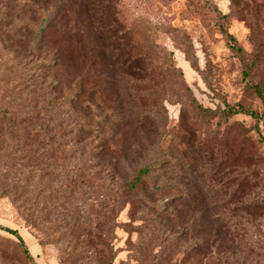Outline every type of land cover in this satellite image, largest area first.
I'll list each match as a JSON object with an SVG mask.
<instances>
[{
  "label": "rangeland",
  "instance_id": "rangeland-1",
  "mask_svg": "<svg viewBox=\"0 0 264 264\" xmlns=\"http://www.w3.org/2000/svg\"><path fill=\"white\" fill-rule=\"evenodd\" d=\"M6 13L0 0L1 109L9 38L26 35L11 33ZM113 17L148 57V79L136 86L141 115L167 127L174 161L126 196L119 181H102L95 162L83 160L73 177L52 159L51 184L40 181L33 195L34 222L0 196V264H264V102L253 88L264 96V0H114ZM72 29L58 24L46 37L65 50L70 70H85L91 52ZM193 100L212 111L240 104L262 117L219 112L203 123ZM4 229L19 234L32 261Z\"/></svg>",
  "mask_w": 264,
  "mask_h": 264
},
{
  "label": "trees",
  "instance_id": "trees-1",
  "mask_svg": "<svg viewBox=\"0 0 264 264\" xmlns=\"http://www.w3.org/2000/svg\"><path fill=\"white\" fill-rule=\"evenodd\" d=\"M5 2L11 33L26 35L9 38L10 88L0 108V196L32 211L39 182H51L52 159H60L73 177L79 176L83 160L95 162L93 167H100L104 174L102 181H119L126 196L157 168L174 161L166 146L172 139L167 127L160 121L153 126L141 115L136 86L148 79L149 60L113 17L114 0ZM58 24L65 28L72 25L78 42H87L90 67L69 69L65 50L46 37ZM34 30L33 37H27ZM220 31L233 46L235 40L222 25ZM86 57V53L81 56L82 65ZM253 88L264 102L262 88ZM125 103L130 109L124 108ZM189 105L203 123L219 112L228 118L243 114L257 122L262 117L240 104L225 105L222 111L203 108L194 100ZM56 114L61 119L54 122ZM142 160L143 166L131 169L132 162ZM64 176L67 179L69 174ZM202 210L209 216V207ZM29 215L34 222V213ZM4 230L32 261L19 234Z\"/></svg>",
  "mask_w": 264,
  "mask_h": 264
}]
</instances>
